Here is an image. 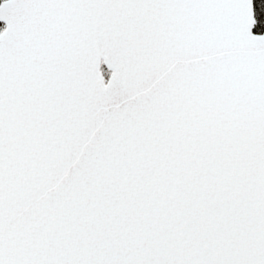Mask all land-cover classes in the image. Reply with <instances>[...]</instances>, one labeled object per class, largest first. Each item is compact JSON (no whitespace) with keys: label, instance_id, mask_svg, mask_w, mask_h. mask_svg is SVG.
I'll return each instance as SVG.
<instances>
[{"label":"snow or ice","instance_id":"snow-or-ice-1","mask_svg":"<svg viewBox=\"0 0 264 264\" xmlns=\"http://www.w3.org/2000/svg\"><path fill=\"white\" fill-rule=\"evenodd\" d=\"M0 264H264V0H3Z\"/></svg>","mask_w":264,"mask_h":264},{"label":"trees","instance_id":"trees-1","mask_svg":"<svg viewBox=\"0 0 264 264\" xmlns=\"http://www.w3.org/2000/svg\"><path fill=\"white\" fill-rule=\"evenodd\" d=\"M261 2V0H254L255 4H259Z\"/></svg>","mask_w":264,"mask_h":264},{"label":"rangeland","instance_id":"rangeland-1","mask_svg":"<svg viewBox=\"0 0 264 264\" xmlns=\"http://www.w3.org/2000/svg\"><path fill=\"white\" fill-rule=\"evenodd\" d=\"M3 1V0H0V2Z\"/></svg>","mask_w":264,"mask_h":264}]
</instances>
